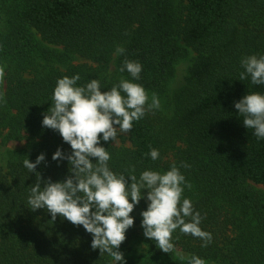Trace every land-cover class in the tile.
<instances>
[{"label":"trees","instance_id":"16d2710c","mask_svg":"<svg viewBox=\"0 0 264 264\" xmlns=\"http://www.w3.org/2000/svg\"><path fill=\"white\" fill-rule=\"evenodd\" d=\"M8 3L0 9V142L24 141V147L0 156V264H113L107 253L92 249L93 235L82 225L59 214L53 220L46 208L33 211L27 202L38 173L41 187L49 178L73 175L67 159H52L58 148L70 154V144L42 120L57 80L76 74L77 86L98 79L107 91L123 78L142 85L149 103L152 93L158 96L160 107L147 110L126 133L130 146L105 142L102 134L100 144L111 155L110 169L124 173L129 184L133 167L137 178L144 170L180 167L191 184L182 199L191 200L212 240L202 247L203 240L177 229L174 246L206 264H264V195L250 184L264 189V138L243 125L234 106L248 93L264 94V85L239 79L243 58L264 55V0ZM117 46L125 52L117 55ZM190 50L195 55L186 84L173 90L174 66ZM75 56L95 65H69ZM126 59L142 65L139 80L120 71ZM152 148L160 153L155 161L148 155ZM41 153L45 160L35 171L24 167L25 159L35 162ZM143 192L120 249L141 232L149 203ZM143 240L148 251L132 253L126 264H188Z\"/></svg>","mask_w":264,"mask_h":264},{"label":"clouds","instance_id":"9594fccd","mask_svg":"<svg viewBox=\"0 0 264 264\" xmlns=\"http://www.w3.org/2000/svg\"><path fill=\"white\" fill-rule=\"evenodd\" d=\"M124 52L122 46H117V55ZM241 64L244 69L240 73L241 81L250 77L253 85H264V55L247 56ZM125 69L133 80L140 79L142 65L139 62L126 59L120 71ZM4 75V68L0 67V80ZM78 80L79 74L57 80L52 106L42 120L44 127L58 131L64 142L70 144V154L58 148L52 159H67L73 175L57 182L49 178L41 187L42 178L38 173L27 201L30 208L33 211L46 208L53 220L59 214L74 225H82L93 235L92 249L98 248L101 255L107 253L114 264H123L124 255L119 249L126 239V231L134 225L130 213L147 189L148 207L141 212L145 237L154 240L163 252L171 253L175 247L172 236L179 229L183 234L200 238L204 241L201 246L207 247L212 234L200 227L203 218L199 212L194 213L191 200L182 199L184 187L190 189L191 184L180 167L174 163L163 172L144 170L139 178L133 167L129 184L124 173L110 169L111 155L100 144L101 134L105 142H114L118 134L131 131L133 122L142 119L147 110L158 109V96L152 93L149 103V95L142 85L123 78L107 91H101L98 79H91L85 86H77ZM234 106L243 117V125L254 129L257 138H264V94L248 93ZM148 155L155 161L160 153L152 148ZM90 158H95L96 162ZM44 160L45 155L41 153L35 162L25 159L23 164L33 172ZM181 166L190 167L183 162ZM180 258L187 259L188 264H206L197 255Z\"/></svg>","mask_w":264,"mask_h":264},{"label":"rangeland","instance_id":"374dc122","mask_svg":"<svg viewBox=\"0 0 264 264\" xmlns=\"http://www.w3.org/2000/svg\"><path fill=\"white\" fill-rule=\"evenodd\" d=\"M8 0H0V9H4V8H9L8 5ZM181 44H183V42H181ZM53 47V46H51ZM195 55V53H193V51H189V53L187 54L186 57L180 59L179 61L176 62L175 66H174V76H173V80H172V89L173 90H177L178 88H180L183 84H186V81L188 79L189 76V66L191 65V58ZM79 64H92L89 60H86L85 58H82L81 56H75L74 58H71L69 60V65H79ZM95 65V64H92ZM64 68V67H63ZM114 145H116L117 147H128L130 146V143L128 141L127 138V134L126 133H120L118 134L117 140L113 142ZM24 147V141H8L6 142L5 139L3 138L2 141L0 142V156L7 153V151L10 150H21ZM250 184L255 187L256 189H258L259 191H261V193L264 195V189L261 185L259 184H255L250 182ZM141 232L139 233V236L136 240L130 242L127 246H124L123 248H121L119 251H121L124 255V261L123 264H126L125 260L126 257L131 255L132 253H146L148 251L147 246L143 240L144 238V229L143 227H141ZM175 255L178 257L181 256H189L188 253H186L185 251H183L180 247L175 246L174 250ZM114 264V261H113ZM116 264H121V262H116Z\"/></svg>","mask_w":264,"mask_h":264}]
</instances>
